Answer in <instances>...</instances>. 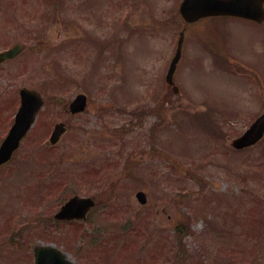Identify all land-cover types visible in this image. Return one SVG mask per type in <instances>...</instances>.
Segmentation results:
<instances>
[{"label":"rangeland","instance_id":"rangeland-1","mask_svg":"<svg viewBox=\"0 0 264 264\" xmlns=\"http://www.w3.org/2000/svg\"><path fill=\"white\" fill-rule=\"evenodd\" d=\"M51 1L0 0V51L25 45L0 65V141L19 89L44 99L0 169V264H33L32 248L45 244L75 264H175L180 255L264 264V138L242 152L230 146L264 108V26L222 25L233 66L214 62L213 37L196 38L205 26L188 29L179 93L169 97L180 27L164 12L175 0ZM78 93L88 104L72 115ZM58 122L67 131L51 146ZM75 194L95 200L92 213L55 221Z\"/></svg>","mask_w":264,"mask_h":264},{"label":"water","instance_id":"water-1","mask_svg":"<svg viewBox=\"0 0 264 264\" xmlns=\"http://www.w3.org/2000/svg\"><path fill=\"white\" fill-rule=\"evenodd\" d=\"M189 1L193 3L194 0H187L186 2ZM263 3L264 0H210V2H207L206 8L202 9L200 7L194 12H196L197 17L209 14H237L244 18L262 21L264 19ZM184 20L190 23L196 21V17L185 18ZM182 42L183 31L180 34L175 54L167 71L166 82L169 84L172 83V76L181 55ZM21 50L22 46L17 45L9 50L0 52V63L14 58ZM19 97L20 106L16 112L14 123L0 145V165L8 161L13 151L19 147L20 141L25 137L43 103L41 97L35 90L27 88L20 89ZM85 106L86 97L84 95H78L70 104V112H82ZM64 131L63 124L55 125L49 139L50 143L55 144ZM263 134L264 112L251 124L241 137L232 142V146L240 149L253 145ZM136 197L141 204L146 202V197L143 192H138ZM93 206L94 201L91 198L73 196L61 206L54 217L59 220L85 219L87 213ZM33 255L34 264H74L67 258L65 253L51 245L36 246L33 249Z\"/></svg>","mask_w":264,"mask_h":264},{"label":"flooded vegetation","instance_id":"flooded-vegetation-1","mask_svg":"<svg viewBox=\"0 0 264 264\" xmlns=\"http://www.w3.org/2000/svg\"><path fill=\"white\" fill-rule=\"evenodd\" d=\"M143 1H145V0H143ZM166 1H168V0H166ZM186 1L187 0H175V2L172 5L173 7H171L170 10L165 11L164 13L168 15L167 18L176 19L178 21L177 25H179V27H180L179 30H178L179 32L181 30L184 31L183 47H184V45H186L185 44V35H186V32H187L188 29L194 28V27L200 28V27H204L205 26L204 28L201 29V31L200 30H198V32L196 31V34L198 35V36H196V38L197 37H201V39L203 40V38H202L203 35L202 34H206V35H209V36L213 37L214 38L213 40L215 41V44L211 45V47L213 49H216V50H213V51L214 52H216V51L217 52H221V54H222V56L216 55L217 58H219V57H227L228 56V55L222 53V52H225V53L227 52V50H226L227 47H226V44L224 42L225 39H224L223 34L221 33V31L224 28L226 29V27H223L222 25L225 24L227 27L230 26L231 27L230 29H235L236 25H242L243 23L255 24L257 27L264 26V19L262 21H253V20H249V19H243V18L238 17V16H231V15H224V14H209V15L204 16V17L203 16H198L197 17L196 12H194V11L198 10L200 7L202 9L206 8L207 2H210V0H208L207 2H206V0H194L191 5H190L191 1H189L186 6L181 7V5L183 3H185ZM262 7H263V10H264V3L262 5ZM191 10H192V12H191ZM190 17H196V21H194L192 23H186L183 20L185 18H190ZM219 24H221L222 27L219 28L218 27ZM221 28H222V30L220 31ZM212 31H214V33L211 35ZM219 36L220 37L222 36L221 41L216 40ZM173 82L175 83V74H174ZM167 89H171L172 90V92L169 93V97L172 96V95H177L179 93V87H178L177 93H174V88L172 86H168ZM182 257H185V256H182ZM226 258L227 257L208 258L209 259L208 263L209 264H228V258L227 259ZM241 260H242V258H241ZM178 261L179 262L175 263V264H192L195 261H198V264H203V262H201L199 259H195V258H191V257L190 258H178ZM175 262H176V260H175ZM242 263H243V260H242ZM167 264H172V263H167Z\"/></svg>","mask_w":264,"mask_h":264}]
</instances>
